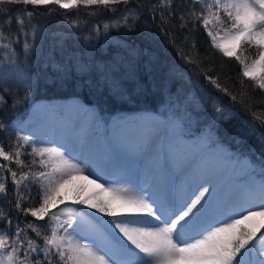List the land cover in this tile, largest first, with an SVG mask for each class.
I'll use <instances>...</instances> for the list:
<instances>
[{"label": "snow or ice", "instance_id": "6c2138e0", "mask_svg": "<svg viewBox=\"0 0 264 264\" xmlns=\"http://www.w3.org/2000/svg\"><path fill=\"white\" fill-rule=\"evenodd\" d=\"M144 7L143 0H0V109L3 93L14 96L16 107L35 88L29 80L21 98L7 83L4 65L18 62L21 44L25 58L33 52L42 23L59 17L79 27L111 13L105 35L122 28L139 32ZM149 12L180 59L251 115L243 135L256 133V123L264 128V99L247 90L264 97V0H155ZM41 16L46 21L35 19ZM200 29L211 48L240 66L239 91L209 75L211 67L203 69L195 40L189 45ZM182 32L187 35L178 44ZM179 103L169 97V105ZM215 111L220 115L195 140L189 128L198 118L184 107L164 121L145 115L133 125L115 122L103 144L70 122L26 132L21 123L0 120V199L7 200L10 181L15 211L13 217L11 208H0V264H264V156L254 163L225 149L213 130L223 109ZM55 133L59 139L51 138ZM259 138L264 142V132ZM145 158L143 184L119 186L118 177L136 173L139 179ZM174 169L188 177L179 186L171 180ZM225 172L235 179L222 190L214 180ZM76 179L99 190L87 199L80 198L83 188L75 192L73 203L91 212L61 207Z\"/></svg>", "mask_w": 264, "mask_h": 264}, {"label": "trees", "instance_id": "16d2710c", "mask_svg": "<svg viewBox=\"0 0 264 264\" xmlns=\"http://www.w3.org/2000/svg\"><path fill=\"white\" fill-rule=\"evenodd\" d=\"M145 7L137 24L141 30L111 29L103 33V24L111 13L87 18V23L71 27L56 18V23H42V35L35 44L33 52L25 58L22 44L17 47L18 62L5 64L8 70L7 83L18 89L23 98L24 85L31 80L35 84L32 94L13 107L14 96L3 93L5 106L0 109V120L20 123L26 117L37 120V112L31 106L35 101L59 104L67 98H76L96 112L103 121L117 114H134L139 111L160 115L173 114L188 107L198 118V134L189 131V135L198 138L204 125L212 121L216 107L223 109V118L214 125L215 137L231 153H243L254 163L264 156V142L259 133L264 132L256 123L257 132L251 136L243 135L251 128V115L242 104L233 103L228 96L218 92L204 76L193 71V66L185 64L174 48L160 31L159 18L154 21L149 6L155 0H143ZM46 21V16L36 17ZM94 27L101 32L97 35ZM168 27H171L170 25ZM16 26L13 25L15 31ZM187 33L177 34V43ZM90 37V38H89ZM22 39V38H21ZM195 40L203 61V69L211 67L209 75L220 77L222 83L233 92L240 90L237 80L240 66L229 58L223 57L210 47V42L200 29L189 39V45ZM188 51V48H185ZM86 64V70L81 65ZM250 82H246V85ZM248 92L255 100L264 99L258 90ZM178 105H169V97ZM187 98V99H185ZM45 106V104H44ZM42 104L41 108L44 110ZM260 107L261 105H256ZM57 109L60 111L59 106ZM170 116V114H165ZM202 121V122H201ZM7 200L0 199V208L6 212L11 208L15 217L14 197L11 182L7 184ZM35 192H33V195ZM70 210L71 205H63ZM21 219H24L21 217ZM27 219H32L27 217ZM15 223V220H14ZM42 223V222H38Z\"/></svg>", "mask_w": 264, "mask_h": 264}, {"label": "rangeland", "instance_id": "374dc122", "mask_svg": "<svg viewBox=\"0 0 264 264\" xmlns=\"http://www.w3.org/2000/svg\"><path fill=\"white\" fill-rule=\"evenodd\" d=\"M42 104L43 106L45 104L44 110L41 108ZM58 106H59L60 111H58L57 109ZM31 108L35 109V111L37 112V120H34V123H32L33 118H31L32 116H30V117H26V119L22 121V124L25 126L26 132L32 131V130H44L45 126L60 125V123L61 124L66 123V121L68 122V120H70V121H73L72 123L73 127H75L76 125L80 126L78 131L84 129L83 130L84 134L87 135L93 142L98 141L102 144L104 143L106 130H107V135L110 136L112 125L115 122L124 121V122H128L129 125H133V124L138 123L139 118L145 115L155 116L157 119L161 121L167 120L170 116H172L171 113H165V114H170V116H166L165 114L160 115L158 113L142 111L136 114H126V113L117 114L116 116L108 117L107 119L109 121L103 122L100 120L99 114L93 111H89L87 106L84 105L82 102H80L76 98L64 99L59 104L52 103V102L46 104V102H42L39 100V101L33 102ZM92 116L95 117L94 125L92 123ZM75 120H77V124H75L76 122ZM206 125L207 124H205L203 127L204 130L206 128ZM199 127H202V126L197 125L196 122H193L189 128V131L194 132L195 135H197L199 133L198 132ZM56 136L57 138H60L59 133L53 134L51 138H54ZM191 138L193 140L196 139L194 137H191ZM147 163L148 161L146 158L142 160L140 164V172H139L140 178L139 179H137L136 173H130L127 177H118L117 179L121 181V184L119 186H128L134 189L137 184L142 185L143 178H144L143 170L145 166L147 165ZM187 178L188 177L184 169H174L171 175V180L175 181V183L178 186L184 183L187 180ZM234 179H235L234 176H232L230 173L225 172L217 176L216 179L214 180V183H216L220 189L224 188V190H226L227 187L229 186V183H231ZM128 181H132V183L128 184ZM225 183L226 185H224ZM80 188H83V191L80 192L81 199H87L89 197H93L99 192V190L96 189L94 185L88 184L87 181L82 180V179H76L73 181L72 185L68 186V188L64 190V191H69V190L73 191V195L65 200L64 205H69V204L72 205V207H70V210L79 209L85 213L91 212L92 210L87 208L86 206L73 203V199L75 198V192L79 191ZM100 198L107 199V194L106 193L100 194ZM95 215L101 216V214L99 213H95ZM101 219H111V218L101 216ZM121 239H123V237H121ZM124 242L128 243L127 240H125ZM129 246L132 247L130 244Z\"/></svg>", "mask_w": 264, "mask_h": 264}, {"label": "bare ground", "instance_id": "6f19581e", "mask_svg": "<svg viewBox=\"0 0 264 264\" xmlns=\"http://www.w3.org/2000/svg\"><path fill=\"white\" fill-rule=\"evenodd\" d=\"M54 118V117H53ZM61 124V123H60ZM84 130V129H83ZM87 133V132H86ZM221 177V176H220ZM140 178V177H139ZM143 180H144V178H143ZM230 184V183H229ZM257 222H258V220H257Z\"/></svg>", "mask_w": 264, "mask_h": 264}]
</instances>
